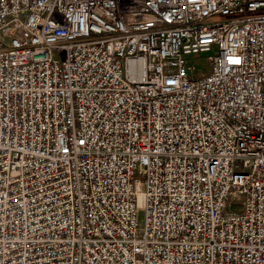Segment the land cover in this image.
<instances>
[{"label":"built area","instance_id":"built-area-1","mask_svg":"<svg viewBox=\"0 0 264 264\" xmlns=\"http://www.w3.org/2000/svg\"><path fill=\"white\" fill-rule=\"evenodd\" d=\"M0 264H264V0H0Z\"/></svg>","mask_w":264,"mask_h":264},{"label":"rangeland","instance_id":"rangeland-1","mask_svg":"<svg viewBox=\"0 0 264 264\" xmlns=\"http://www.w3.org/2000/svg\"><path fill=\"white\" fill-rule=\"evenodd\" d=\"M193 63L197 68L195 73L196 76L202 74L204 72V68L208 66V64L204 61V54H202L200 58L193 59Z\"/></svg>","mask_w":264,"mask_h":264}]
</instances>
